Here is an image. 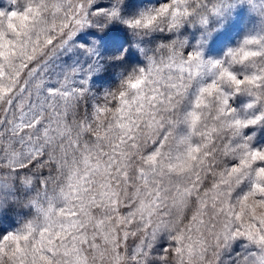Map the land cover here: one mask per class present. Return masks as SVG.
Segmentation results:
<instances>
[{"label": "snow or ice", "instance_id": "snow-or-ice-1", "mask_svg": "<svg viewBox=\"0 0 264 264\" xmlns=\"http://www.w3.org/2000/svg\"><path fill=\"white\" fill-rule=\"evenodd\" d=\"M108 3L0 7V264H264V0ZM113 23L109 56L74 39Z\"/></svg>", "mask_w": 264, "mask_h": 264}, {"label": "rangeland", "instance_id": "rangeland-1", "mask_svg": "<svg viewBox=\"0 0 264 264\" xmlns=\"http://www.w3.org/2000/svg\"><path fill=\"white\" fill-rule=\"evenodd\" d=\"M147 0H128V13L130 14L137 7H143L144 3ZM97 7L106 8L109 6L108 0H97ZM0 7L10 8L13 7L12 0H0ZM258 17L255 13H250L247 7L241 8L238 10L233 23L228 30L224 32L222 35L218 36L214 43L210 42L211 53L212 55H216V53L220 50L221 46L226 41L234 42L235 39H238L239 35L242 34L244 30L245 24H247L250 20L252 22H256ZM195 32L194 28H189L187 35L191 37V34ZM74 39L81 43H90L93 39H96L100 42V51L105 55L109 56L114 52V49L117 45L123 44L125 47L128 46L131 35L127 29V27L123 24L113 23L108 25L104 29V31H100L93 26H88L85 29H82ZM55 43V41H54ZM194 43V41H193ZM130 55L127 57V60L130 64H137L142 62L143 57L139 55L136 49H130ZM73 60L77 59V57H73ZM81 61H83V57H79ZM116 69L109 67L107 71L101 72L92 77L90 87L93 92L96 93L99 97H103L104 89L110 86L114 87L118 81L115 79L114 72ZM248 102L245 97H238L235 101L236 106H241ZM257 141L260 143H264V130H260L257 132ZM18 218L14 215H6L0 216V228L7 230H14L15 227H18ZM134 238L129 239V244L135 246ZM236 250L239 251V247L236 246ZM224 260H227V257H223Z\"/></svg>", "mask_w": 264, "mask_h": 264}]
</instances>
